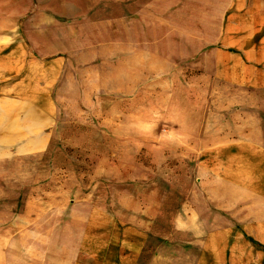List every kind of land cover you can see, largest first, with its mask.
<instances>
[{
	"label": "crops",
	"instance_id": "1",
	"mask_svg": "<svg viewBox=\"0 0 264 264\" xmlns=\"http://www.w3.org/2000/svg\"><path fill=\"white\" fill-rule=\"evenodd\" d=\"M184 1L194 4L127 0V6L130 39L150 41L152 23L159 24L167 71L201 69L230 89L209 99L222 106L210 108L205 130L193 107L178 125L183 133L215 136L188 145L185 190L150 177L135 190L83 191V205L55 210L59 218L36 207L2 212L0 264H264V0H216L224 7L222 30L203 33L178 15ZM105 2L115 0H0V166L17 151L15 143L40 148L57 121L56 102H83L82 82L74 99L56 98L55 87L73 70L83 80V68L73 64H83V39L104 37L111 24L95 20L91 34L83 19L87 8ZM153 4L160 6L155 16ZM166 81L174 85L173 75ZM171 198L181 237L152 242Z\"/></svg>",
	"mask_w": 264,
	"mask_h": 264
},
{
	"label": "rangeland",
	"instance_id": "2",
	"mask_svg": "<svg viewBox=\"0 0 264 264\" xmlns=\"http://www.w3.org/2000/svg\"><path fill=\"white\" fill-rule=\"evenodd\" d=\"M106 4L87 8L83 19L91 34L96 31L95 20L111 22L104 27V37L83 39V64L73 63L83 68V80L73 70L68 79L61 76L55 87L56 98L66 94L74 99L79 91L75 84L82 82L83 102L55 103L57 121L46 129L39 149L15 143L12 148L17 151L7 152L0 166V213L36 207L40 214L59 218L62 214L55 210L69 212L83 205V191L97 186L135 190L150 177L168 180L173 190H185L182 176L191 173L184 164L191 153H186L188 145L215 139L183 133L178 125L193 107L201 132L205 130L202 121L206 123L210 108L222 106L208 103L209 99L229 94L230 89L201 69L192 72L191 67L179 65L177 72L167 71L160 62L159 24L152 23L150 41L130 39L127 0ZM155 5L154 16L160 7ZM180 10L181 19L196 21L201 33L222 30L224 7L216 0H194L193 6L184 1ZM172 75L170 86L166 78ZM192 96L197 98L192 101ZM176 206L175 198L167 201L152 242L181 237L172 226Z\"/></svg>",
	"mask_w": 264,
	"mask_h": 264
}]
</instances>
